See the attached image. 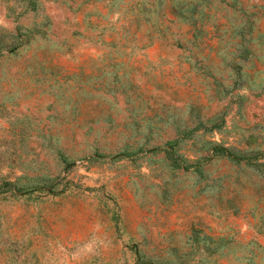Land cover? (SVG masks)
<instances>
[{"label": "rangeland", "instance_id": "1", "mask_svg": "<svg viewBox=\"0 0 264 264\" xmlns=\"http://www.w3.org/2000/svg\"><path fill=\"white\" fill-rule=\"evenodd\" d=\"M0 264H264V0H0Z\"/></svg>", "mask_w": 264, "mask_h": 264}]
</instances>
